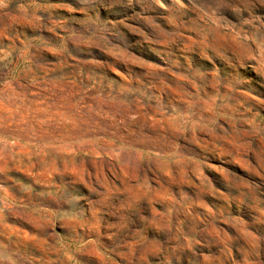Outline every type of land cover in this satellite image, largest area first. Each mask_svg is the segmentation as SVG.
Here are the masks:
<instances>
[{
    "label": "rangeland",
    "instance_id": "374dc122",
    "mask_svg": "<svg viewBox=\"0 0 264 264\" xmlns=\"http://www.w3.org/2000/svg\"><path fill=\"white\" fill-rule=\"evenodd\" d=\"M0 264H264V0H0Z\"/></svg>",
    "mask_w": 264,
    "mask_h": 264
}]
</instances>
